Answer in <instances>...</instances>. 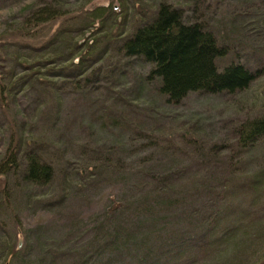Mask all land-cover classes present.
Returning <instances> with one entry per match:
<instances>
[{
    "label": "rangeland",
    "instance_id": "374dc122",
    "mask_svg": "<svg viewBox=\"0 0 264 264\" xmlns=\"http://www.w3.org/2000/svg\"><path fill=\"white\" fill-rule=\"evenodd\" d=\"M48 1L51 0H0V84L14 81L15 72L19 76L22 69L15 68V37H4L3 31L15 24V18L24 15L28 4ZM54 1L69 10L91 9L112 1L115 24L107 28L106 34L96 33L99 30L96 25L81 34L71 33L69 44L56 47V53L68 58L73 43H76L74 50L79 52L96 36H104L101 43L94 45L102 52L86 73L89 87L73 90L70 84H62L52 75V70L64 67L69 59L61 65H45L44 60L51 62L55 54L50 45L46 49L48 54L42 56L45 59L35 62L42 67L29 69L46 72L43 79L46 86L35 83L33 89L16 95L15 87L9 93L0 90V156L9 133L22 121L25 126L22 130L29 137L46 140V160L55 168L48 185L29 187L17 195L15 207L22 228L48 223L46 237L56 246L65 233L92 227L106 204L131 193L129 168L141 167L142 158L153 153L164 158L165 167L177 170L185 187L196 189L192 201L195 208L208 212L215 204L219 205L218 211L225 216L218 225L225 219L248 214L264 218V176L258 179L254 194L240 193L249 184L247 177L263 164V155L250 149L245 156L238 157V148L230 136L235 124L260 114L264 108V0H200L195 1V10L194 2L163 0L182 7L190 19L192 14L205 18L218 41L229 47L230 57H225L221 65L233 58L251 70H258L241 93L234 96L190 93L177 105L166 104L155 94L153 84L141 83L140 77L148 68L142 59L126 57L118 50L120 38L128 34L135 19L131 9L134 0ZM136 1L150 5L159 0ZM54 27L55 24L48 32ZM18 47V54L24 57L21 60L34 65L35 55L28 53V48ZM52 82L63 94L58 114L53 113ZM6 87L3 85V89ZM39 102L42 106L37 110ZM112 118L117 121L111 122ZM101 120L106 122V128ZM135 132L139 137L132 140ZM113 145L114 152L106 151ZM104 161L108 165H103ZM116 163L122 168L118 172L113 168ZM62 188L65 197L56 208L45 209L34 198L24 199L29 194L40 198L43 193L53 201L59 198ZM255 232H258L256 227H251L249 234ZM22 244L23 234L18 228L16 246ZM260 252L264 253V244L254 249V253ZM249 254L248 250L246 255ZM261 262L264 264V259Z\"/></svg>",
    "mask_w": 264,
    "mask_h": 264
},
{
    "label": "trees",
    "instance_id": "16d2710c",
    "mask_svg": "<svg viewBox=\"0 0 264 264\" xmlns=\"http://www.w3.org/2000/svg\"><path fill=\"white\" fill-rule=\"evenodd\" d=\"M184 1L194 2L195 10V1L200 0ZM131 9L135 19L138 18L133 19L128 34L120 38L118 50L148 65L140 77L141 83L153 84L155 94L166 104L177 105L190 93L234 96L245 91L254 79L258 70H251L238 60L231 58L221 65L225 57H230L229 47L218 41L199 14H192L190 19L182 7L163 0L150 5L134 0ZM115 16L112 1L104 6L78 10L65 9L54 0L28 4L24 15L15 18V24H10L2 33L4 37H15V68L22 69L19 76L15 72L14 81L0 84V90L9 93L10 88L15 87L16 95L33 89L35 83L46 86L47 81L43 79L47 73L29 69L42 67L35 62L45 59L42 56L48 54L46 49L50 45L55 54L51 62L44 60L45 65L57 66L69 59L64 67L52 70V75L62 84H70L73 90L89 87L86 73L100 58L102 49L95 47L104 36H96L79 52L74 50L76 43H73L68 58L56 53V47L63 43L65 47L66 42L69 44L68 35L81 34L92 25L99 29L96 33L106 34L107 28L115 24ZM18 46L28 48V53L35 55L34 65L21 60L24 57L18 54ZM53 84L50 85L55 102L53 113L58 114L63 94ZM3 85L7 87L3 89ZM117 99L121 97L117 95ZM41 106L39 102L36 109ZM110 121L115 122L117 118ZM101 124L106 128V122L101 120ZM24 127L22 121L15 124L0 156V264H263L264 253H254L256 247L264 244L263 216H237L218 225L225 216L218 211L219 205L215 204L208 212L195 208L192 201L196 189L185 187L177 170L165 167L164 158L154 153L142 158L141 167L129 168L131 193L106 204L92 227L65 233L56 246L46 237L48 223L22 228L15 207L17 195L29 187L48 185L55 174L54 166L46 160V140L29 137L28 132H23ZM230 136L238 148V157L254 149L264 158V108L260 114L235 124ZM138 137L139 133L135 132L132 140ZM114 150L113 145L106 151ZM117 163L113 167L116 172L122 169ZM102 164L108 165L105 161ZM262 176L264 161L247 177L249 184L243 186L240 193L254 194ZM29 195H25V201L34 198L48 209L60 206L65 192L60 189L59 198L53 201L43 193L40 198L36 194ZM254 226L258 232L249 234ZM18 228L23 234L20 247L16 246ZM248 250L251 257L246 255Z\"/></svg>",
    "mask_w": 264,
    "mask_h": 264
}]
</instances>
